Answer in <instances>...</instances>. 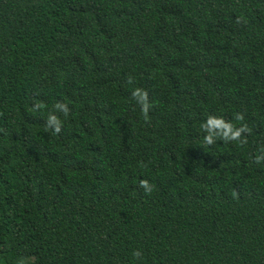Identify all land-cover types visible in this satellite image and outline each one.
<instances>
[{"label": "trees", "instance_id": "16d2710c", "mask_svg": "<svg viewBox=\"0 0 264 264\" xmlns=\"http://www.w3.org/2000/svg\"><path fill=\"white\" fill-rule=\"evenodd\" d=\"M0 264H264V0H0Z\"/></svg>", "mask_w": 264, "mask_h": 264}, {"label": "clouds", "instance_id": "9594fccd", "mask_svg": "<svg viewBox=\"0 0 264 264\" xmlns=\"http://www.w3.org/2000/svg\"><path fill=\"white\" fill-rule=\"evenodd\" d=\"M134 95H141L140 93V90H137ZM146 96H147V93H143V97L146 99ZM145 111H147V106H145ZM56 121L55 117L51 118L49 123L51 124L52 121ZM212 121V118H209V122ZM60 128L58 126V122H57V127H56V131L59 132ZM239 136V130L233 135V139H236L237 137ZM205 141L208 143V144H211L213 143V139L211 137V135H208L205 137ZM141 186L144 187L146 190H149L150 191V188H149V185H148V182L145 180V181H141Z\"/></svg>", "mask_w": 264, "mask_h": 264}]
</instances>
